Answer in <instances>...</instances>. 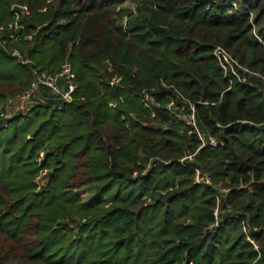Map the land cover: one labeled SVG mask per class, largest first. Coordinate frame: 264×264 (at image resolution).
Listing matches in <instances>:
<instances>
[{
  "label": "trees",
  "instance_id": "16d2710c",
  "mask_svg": "<svg viewBox=\"0 0 264 264\" xmlns=\"http://www.w3.org/2000/svg\"><path fill=\"white\" fill-rule=\"evenodd\" d=\"M0 264H264V0H0Z\"/></svg>",
  "mask_w": 264,
  "mask_h": 264
},
{
  "label": "built area",
  "instance_id": "2783aa9c",
  "mask_svg": "<svg viewBox=\"0 0 264 264\" xmlns=\"http://www.w3.org/2000/svg\"><path fill=\"white\" fill-rule=\"evenodd\" d=\"M12 11L14 12V19L12 23L9 25V37L11 40H19L20 38V32L23 31V25L21 24V19L24 16H30L31 11L27 6H12ZM45 11V10H43ZM28 39H32L31 36L28 37ZM3 48L7 49L6 44L3 43ZM11 56L18 59L22 64H28L29 61L25 60L23 55L17 51V50H12ZM214 55L216 58H218L221 63L223 68L226 70V66L224 65V62L229 61V55L220 48H217L214 52ZM39 70L34 69L33 74L36 76L35 80L31 83L30 87L22 93V95L19 98V107L16 108L17 111L15 112H21L24 113L28 111L29 108H31L34 105V101L37 99V95L39 93L40 87H47L51 90V94L54 99H62L66 103L72 102V95L75 93L77 86L74 82V75L71 71V68L68 64L64 65L58 74L55 76H47L46 74H39ZM63 80L64 82V89H61L59 87L60 81ZM120 82V79L116 78L111 82V85L114 86L115 84H118ZM144 97L147 101V103L153 104L154 100L149 97L148 94H144ZM45 99H47L45 97ZM41 102H45V100L42 98ZM158 106V105H157ZM8 109V105L6 106ZM169 108L174 109V113L177 118H180L184 121H186L189 125H192L193 127L195 126V111L194 108L191 106L190 107V112L188 114L184 113V108L183 110L179 111L177 108H175V104L171 102L168 106ZM12 112V110H8ZM14 111V110H13ZM9 112V113H10ZM154 115V114H153ZM8 115L5 117L7 118ZM197 136L199 141L201 142L202 146H205L206 144L216 147L220 143L217 139L215 138H209L206 140L202 134H200L197 131ZM43 157V154L41 155ZM47 172H44L41 174L39 180L42 182V179L44 176H46ZM247 240L254 246H256L254 240L250 235L247 234Z\"/></svg>",
  "mask_w": 264,
  "mask_h": 264
},
{
  "label": "rangeland",
  "instance_id": "374dc122",
  "mask_svg": "<svg viewBox=\"0 0 264 264\" xmlns=\"http://www.w3.org/2000/svg\"><path fill=\"white\" fill-rule=\"evenodd\" d=\"M152 22L160 24L159 20H157L156 18H155V20L150 19V20L146 21L147 24H151ZM21 95H22V93H19L15 97L9 98L7 100L6 103L8 105V110H12V111L14 110L13 112L17 111L16 108L19 107V98Z\"/></svg>",
  "mask_w": 264,
  "mask_h": 264
}]
</instances>
